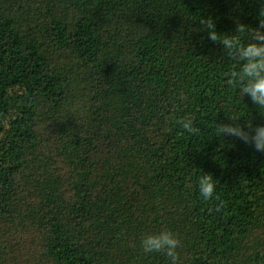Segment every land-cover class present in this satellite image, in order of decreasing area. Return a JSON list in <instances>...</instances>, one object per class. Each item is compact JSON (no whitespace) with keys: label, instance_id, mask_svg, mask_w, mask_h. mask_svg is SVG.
I'll use <instances>...</instances> for the list:
<instances>
[{"label":"trees","instance_id":"trees-1","mask_svg":"<svg viewBox=\"0 0 264 264\" xmlns=\"http://www.w3.org/2000/svg\"><path fill=\"white\" fill-rule=\"evenodd\" d=\"M208 17L248 43L264 0H0V264H171L165 230L179 264H264V152L214 127L264 109Z\"/></svg>","mask_w":264,"mask_h":264},{"label":"clouds","instance_id":"clouds-1","mask_svg":"<svg viewBox=\"0 0 264 264\" xmlns=\"http://www.w3.org/2000/svg\"><path fill=\"white\" fill-rule=\"evenodd\" d=\"M200 24L206 27L208 39L223 46L226 52L236 64L238 70L228 73L227 85L238 90L243 99L247 95L253 104L259 109H264V19H260L259 26L252 28L251 41L244 43L242 36L249 33V25L237 23L235 34L221 38L216 31L215 22L211 17L202 18ZM180 126L189 134L195 135L200 129L195 126L194 118L186 116L180 122ZM217 136H232L245 144L254 146L258 152H264V125L252 124L242 126L237 122L219 123L215 126ZM215 179L211 174H204L199 179L200 195L205 200L216 199ZM225 206V202L220 200L215 210L220 211ZM141 246L145 253H163L171 261V264H179V253L177 249L181 246V241L171 231H161L158 234L147 235L141 241Z\"/></svg>","mask_w":264,"mask_h":264}]
</instances>
